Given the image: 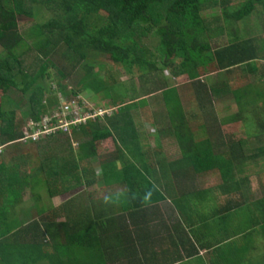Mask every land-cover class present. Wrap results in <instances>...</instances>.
<instances>
[{
	"label": "trees",
	"instance_id": "1",
	"mask_svg": "<svg viewBox=\"0 0 264 264\" xmlns=\"http://www.w3.org/2000/svg\"><path fill=\"white\" fill-rule=\"evenodd\" d=\"M216 1L0 0V146L14 144L18 151H28L18 158L27 160L30 166L29 173L20 175L17 162L7 165L0 158V264H117L119 259L140 252L158 253L155 248L162 244L158 242L162 236L157 239L148 227L166 196L171 197L183 224L184 256L179 258L184 262H190L193 255L198 264H220L225 258L240 261L253 249L257 251L251 255L252 263L264 261V244L256 245V235L264 238V195L257 198L250 177L239 173L244 163L264 156V88L258 81L233 86L227 75L230 71L224 78L213 73L237 65L241 72L251 71L253 76L259 70V61L264 60V38L259 37L264 33L259 20L264 0H245L236 6L230 0H221L222 16L204 18V5ZM39 6L51 17L31 29L36 35L29 44L18 18H38ZM102 12L106 19L100 26L90 21V16ZM149 37L151 45L145 42ZM221 38L227 40L222 46L218 45ZM61 44L76 53L80 63L95 50L142 77L160 68L169 69L174 77L187 75L189 80L181 85L168 79L159 88L169 128L161 129L160 116H149L158 137L164 131L172 134L181 152V160L174 162L169 172L162 158H156L153 148L146 144V126L137 127L146 115L141 111L144 105H137L138 98L127 103L118 94V102L107 103L115 107L111 111L76 123L72 122L74 115L68 114L69 129L59 128L37 141L25 139L31 128L26 127L23 113L18 115L27 103L25 94L37 77L49 75L48 65L43 64L45 60L53 64L49 55ZM20 46L25 48L19 50ZM33 58L35 63L26 70V63ZM62 59L71 58L63 54ZM80 67L84 70L81 75L59 83L55 91L68 99L86 89L110 98L107 89L111 84L94 66L83 63ZM57 72L67 81L72 76L63 68L57 67ZM203 74L217 79L201 80ZM254 77L264 81V69ZM117 82L114 79L112 85ZM135 86L131 83L133 93ZM32 88L29 113L40 127L45 117L56 113L60 101L55 91L48 92L38 84ZM226 97L233 101L216 109L215 101ZM105 107L100 108L107 110ZM58 116L51 120V127L63 118L61 112ZM251 117H257L256 121L247 122H254L257 131L250 132L248 138L235 139L231 129L236 130L240 121ZM107 138H112L116 147L110 155H105L101 147ZM28 143L33 146L28 147ZM124 147L131 149L134 158L125 155ZM97 156H101V176L85 177L82 160ZM214 170L219 172L218 183L198 189L196 175ZM93 185L97 186L90 190ZM26 187L38 201L42 188L51 197L72 196L63 203L37 207L42 217L22 224L13 208L20 203ZM82 187L89 189L83 196L88 202L85 208L77 202L82 195H73ZM101 191L104 194L99 196ZM212 191H220L224 199L218 201V194L214 196ZM237 235L239 239L233 241ZM192 236L199 245L190 242ZM224 243L227 246L221 247ZM45 245L51 248L44 249ZM149 245H154V250L148 252ZM201 250H214L216 261L209 255L202 256Z\"/></svg>",
	"mask_w": 264,
	"mask_h": 264
},
{
	"label": "rangeland",
	"instance_id": "2",
	"mask_svg": "<svg viewBox=\"0 0 264 264\" xmlns=\"http://www.w3.org/2000/svg\"><path fill=\"white\" fill-rule=\"evenodd\" d=\"M242 1H245V0H230V4L232 6H236V5H239ZM35 5L36 6H34V7L38 8L37 4H35ZM221 8H222L221 0H217L215 3L209 2L208 4L206 3L204 5V9L201 12V14L206 19H216L220 15L222 16ZM39 9H41V14L36 19L31 18V17H26V16H19V18H18L19 28L24 33L25 40L29 44L34 40V37L36 35L33 33V31L31 29L32 28L34 29L35 27H37L39 25L40 22H45L51 17L50 12L46 8L39 6ZM105 15H106L105 12H102L101 14L99 13L97 15H94L93 17L90 16L89 19H90V21L95 22V24L97 26H100L104 22V20L106 19ZM259 20L264 24V12L261 13ZM254 21H256L255 18H254ZM36 29H38V28H36ZM229 29L231 32H235L231 26L229 27ZM240 32L243 33L244 31L240 30ZM259 37L264 38V33H261L259 35ZM145 42H146V44L151 45V43H152L151 38L150 37L145 38ZM226 42H227L226 39L221 38L218 41V43H219L218 45L222 46ZM22 48H25V46L24 47L20 46L19 50H23ZM1 52H2V49L0 46V54H1ZM63 54H69L71 59H69L68 61H64L62 59ZM49 57H50V60L53 64H51L50 61L45 60V59H44L45 62L43 64V66L48 65L47 72L49 73V75H47V77H45L43 79L40 77H37V80L35 82H33L35 84L32 85L33 84L32 83L30 85L31 87L29 88V91L25 94V97L27 98L25 100L27 103H26V105H24L22 107V109H20V111L18 113V115L21 112L23 113V116H24L23 121H24V123H26V127H31L32 129H36V127H37V125H35L36 123L32 120L31 115L29 113L31 108H30L28 97H29L31 90L33 89L32 87H34L35 85L38 84V85L42 86L44 89H46L48 92L50 90H51V92L58 90L59 83H61V82L67 83L70 81L69 79H73L75 77L73 75H78V74L81 75L84 72L83 68L80 67L83 63L91 64L92 66H94V70L98 72V75L101 78H104V80L108 84H111V85H109L110 86L109 90L107 89L108 92H111V97L105 99L104 93H102V95L101 94L94 95L93 92H89L90 90L86 89V90L80 92V94H79L80 100L81 101L85 100V103H88V101H91V103L89 102L90 108L93 106H100V107L107 106V107H105V108H107V111H111L115 107L110 106L108 104L110 101L113 103L118 102V94L127 103H134L133 102L134 100L132 101V99L138 98V99H136L137 100L136 102L139 101V103L137 105L138 106L144 105L141 108V111H142V113H145L146 115L140 120L137 127H142V125L146 126L145 128L148 131V133H147L148 138L146 139L147 141H145V142H147L146 144L150 145L153 148L152 151L155 152L156 158H162L163 162L166 164L165 167H167L168 172L170 169H172L175 166L174 162H176V161L179 162L181 160L182 155H181V152L179 150L176 139L173 136H171L172 134H168L165 131L162 133V137H158L157 131L156 132L154 131L153 126H152V121L149 119V116H151V115L153 116V114L155 113L157 116H160L158 119L160 120V123H162L161 129L164 128L166 130L169 128V119H168V116L164 115L166 113V108L163 105L162 91H159V88L163 86L164 80L166 81L168 79L170 81L169 83H172L175 85H178V84L181 85L182 83L189 80L187 75L174 77L171 75L169 69L164 68L162 70V68H160L156 72L142 77L138 74L137 71L134 73H129L128 70L125 69V67H123L122 65L112 61L109 58V56H107L106 54H103L99 51H95V50L89 51L87 57L85 59H83L80 63L79 56H77L76 53H73L72 51H70L69 48L64 47L63 44H61L56 49H54V51L51 52ZM75 62H78L80 64H76ZM34 63H35L34 58L31 59L30 61H28L26 63V70H30L32 67V64H34ZM259 63H260V68H259V70H257L256 73L254 72L255 75L260 74L261 71L264 69L263 68L264 60H260ZM41 64H42V61L39 63V66L36 67V72L41 68ZM49 65H50V68H49ZM77 65L78 66L80 65V66L74 71V69ZM161 65H162V62L159 63V66H161ZM55 66L59 67L60 69L63 68L64 71H66V73H68V75L72 74V76L68 78V81H67V79H65V78L63 79L62 77H60V75L57 72V67H55ZM207 69H210V68L205 67V70H207ZM214 71H215V72H213L214 75H220L221 78L222 77L224 78L226 76V74L230 71V73H228L227 75H228V78H229V80L233 86L242 87V86H245L248 82L258 81L259 86L261 88H264V81L259 80L258 78L254 77L255 75L253 76L251 71H248L246 73H243V71L241 72V70H239V65L234 66V67L232 66V67H229L226 69H216ZM24 75H26V74H23L22 77ZM214 75L213 76L208 75L207 77H205L203 74L200 77V79L205 80L207 78H210L209 82H212L214 80L216 81L217 77ZM26 77H27V75H26ZM113 78L116 81H118L117 82L118 84L112 85V84H114ZM131 83H134L136 85L135 86L136 90H134V92H136V93H133L132 90L130 89ZM69 87H71V85ZM55 94L59 97V92L57 93L55 91ZM0 99H1V92H0ZM58 99H59V101H61L60 104L68 102L67 97L60 96V98H58ZM232 101L233 100L230 97H226L224 100H220V102L215 101L214 106L216 109H222L225 106L229 105ZM76 103H78V102H76ZM125 105H127V104L125 103ZM57 107H58V105L56 104V105H54L53 109H56ZM61 109H62L61 107L56 109L53 112V113H55V112L56 113L52 114V117H51V115L45 117L44 118L45 122H42V123H48V122L50 123L52 119L59 118L58 115H59V112ZM82 109H84V107L79 105V106H77V108L75 110V113L79 119H80V117H79L80 115L85 114ZM53 115H55V117ZM255 118H257V117H251L249 119H243L242 121H240L236 130L231 129V131L233 132V137L235 139L246 138V137L248 138L251 136L250 134H252L250 132L255 133L257 131V127L255 126L254 122L253 123L247 122V121H251V120L256 121ZM234 125H236V124H234ZM25 131H27V130H25ZM71 135L74 136L75 134L72 133ZM74 140L77 141L76 138H74ZM77 144H78L77 142L73 143V145H74L73 147H75L76 151H78ZM27 145H28V147H32L33 143H31V144L28 143ZM101 147H102V149H104L105 155H107V154L110 155L111 153H114L116 150V147H115V144H114L112 138H107V139L103 140L101 142ZM157 150H159V151H157ZM123 151H124L125 155L126 154L129 155L131 159L134 158V156H132V152H131V149L129 147L128 148L124 147ZM22 154H28V151L22 152V149H20V151H18V146L16 149L14 144H7L6 143V145L3 144L0 146V158H4L7 165H8V163H12L13 161L17 162L20 175H23L24 173H29V171H30V169H29L30 166H29L28 161L27 160L20 161L19 159H21V158H18V156H20ZM100 160H101V156H97L96 158L91 159V160H88L87 158L82 160V170H83V174L85 177L91 179V178H95L97 176H101V171H100V167H99ZM241 170L242 171L239 172L240 174L248 175L250 177V179H249L250 187H251V189H253L254 195L256 197L262 196L264 194V156L258 157L257 159L255 158L251 161H248L247 163H244ZM197 177H198V181L195 180L197 186L209 187V186H212V185H215L218 183L219 172L217 170H214V171L207 172L204 175H199V176L196 175V179H197ZM95 186H97V185H95ZM95 186L93 185L89 189L90 190L95 189ZM89 189L86 187H82L78 191H75L76 193L73 192V195H77V194L82 195V197L80 199L84 203L79 199L77 201L78 205L82 208H85L88 205V202L85 201L83 196H85V193H88ZM217 193L219 195L217 200L221 202L224 199L225 195L220 194V192H217ZM39 194L41 196H40V200L38 201L37 199H35L33 197V193L31 192L30 187H26L25 190L21 192L22 199L20 197V203L13 208L15 211V215H16V217L20 223L25 224V223L31 222L30 220H32V219L42 217L38 213L37 207L45 205V203H47V204L53 203V205H56L60 202L63 203V202H65L66 199H68L69 197L72 196V195L68 194V195H63V196L51 197L48 193V190H46L45 188H42L39 191ZM103 194H104V191H101L98 193L99 196H102ZM163 204L168 205V202L166 201V202L160 204V206ZM100 207H101V205L99 204L98 208H100ZM60 221H63V220H60ZM192 239L196 240V238L194 236H192ZM260 242H264V240L262 238H260ZM50 248H51L50 245L44 246V249H50ZM260 250L261 249H258V251H260ZM201 255H206V254H205V252H203V254H201Z\"/></svg>",
	"mask_w": 264,
	"mask_h": 264
},
{
	"label": "crops",
	"instance_id": "3",
	"mask_svg": "<svg viewBox=\"0 0 264 264\" xmlns=\"http://www.w3.org/2000/svg\"><path fill=\"white\" fill-rule=\"evenodd\" d=\"M195 180L198 181V177ZM210 187H213V186H209V187L200 186L198 189L202 190V189H207ZM211 194L212 195L214 194V196H216L218 193L216 191ZM166 201L168 202V205L163 204L160 206V204ZM155 211L156 212L151 218L148 229L151 232L150 234L156 237L157 239L159 238V236H162V238L158 240V242L162 244L161 245L159 244V246H156L157 249L155 248L154 245H149L151 249L148 250V252L151 251L152 249L154 250L155 248L156 252L158 253H154L155 252L154 251L152 253H148V255L147 254L145 255L144 253L140 252L135 257L127 256V258L125 259H122V258L119 259L117 264H198L196 261H193L195 257L194 255L191 258H189L190 262L186 260L184 262L183 259L179 258V256L181 255L184 256V238H183L184 231H183V224L182 222H180V219H179L180 214L178 212V209L175 207V205H173L171 197L166 196V198L159 203L158 208ZM219 235H217V237ZM238 237L239 236L237 235L233 237L232 240L236 241L239 239ZM214 238L215 237H212L213 241H214ZM260 238H262L261 235H256V245L258 247L264 244V242H260ZM190 239H191L190 241L191 243L199 245L198 243H196L197 240H193L191 237ZM262 239L264 240V238ZM185 240L188 241V239H185ZM228 243L230 242H227V244ZM215 245L217 246L216 243ZM220 246L226 247L227 245L224 243V244H221ZM201 251H200V254H203V252H205L206 254L202 256L209 255L213 262L216 261L214 250L210 251V253H206V250H201ZM256 251L257 250H254V249L251 250L249 254H246V256H244V258L241 259L240 261H237L235 258H233V260L235 261L234 262L233 260L229 261L228 259L225 258L220 261V264H253L251 261L253 260L251 258L252 257L251 255L255 254ZM263 258H264V254H263ZM205 260L209 261L208 257L205 258ZM254 264H264V261L261 260V261H258V263H254Z\"/></svg>",
	"mask_w": 264,
	"mask_h": 264
},
{
	"label": "clouds",
	"instance_id": "4",
	"mask_svg": "<svg viewBox=\"0 0 264 264\" xmlns=\"http://www.w3.org/2000/svg\"><path fill=\"white\" fill-rule=\"evenodd\" d=\"M60 96H62V95H60V93H59V98H60ZM62 97H65V96H62ZM78 99V100H77ZM67 100H68V102H65V103H62V104H60L59 105V107H61L62 109H61V114H66V116L68 115V114H73L74 115V118L73 119H79L78 117H77V115H76V113H75V110H76V108H77V106H79V105H81V106H83L84 107V109H82L83 111H84V115H80L79 117H80V119L77 121V122H81V121H85V119H88V118H90V117H92V118H94V117H96V116H98V115H102L105 111H107V110H105V109H103V108H100L99 106H93V107H89V102L91 103V101H88V103H85V100H80V98H79V95L78 96H74V97H72V98H70V99H68L67 98ZM77 100V101H76ZM61 102V101H60ZM76 102H78V103H76ZM66 106H68L69 107V109H67L66 110ZM72 106V107H71ZM97 107V108H96ZM61 119H63V120H65L64 122H68V120H66V119H64V117L63 118H61ZM59 122H60V120H59ZM69 123V122H68ZM50 124V126H51V122L49 123ZM60 125V123H58V125H56V126H54V127H56L57 129H59L58 128V126ZM54 127H52V128H54ZM31 128V127H30ZM40 128L41 129H43V127H42V125H40ZM56 129V130H57ZM67 129H69V125H68V128ZM60 130H65V129H63V128H60ZM55 131V130H54ZM31 132H32V128H31ZM53 131L51 130L50 132H48V133H45V134H43V135H40L39 136V138H43V139H45V138H47V136L50 134V133H52ZM27 133H29V132H26V134ZM38 138V139H39ZM25 139H30V140H33V139H31V138H29V137H27V135H26V138ZM37 139V140H38ZM37 140H33V141H37ZM6 145V144H5Z\"/></svg>",
	"mask_w": 264,
	"mask_h": 264
},
{
	"label": "built area",
	"instance_id": "5",
	"mask_svg": "<svg viewBox=\"0 0 264 264\" xmlns=\"http://www.w3.org/2000/svg\"><path fill=\"white\" fill-rule=\"evenodd\" d=\"M65 108H66V110L69 109L68 106H66ZM62 116L64 117V119L68 120L67 118H65L66 117V114L65 113L62 114ZM78 120L79 119H77V118L76 119H72V122L73 123H76ZM64 121L65 120H63V119L60 120V125L58 126V128H63V129H67L68 128L69 123L68 122H64ZM42 127H43V129H41L39 127V125H37L36 129H32V132L27 133V137H29V138H31L33 140H37L40 135H43L45 133H48L51 130L54 131V130L57 129L56 127L52 128L50 126L49 122L48 123H42Z\"/></svg>",
	"mask_w": 264,
	"mask_h": 264
}]
</instances>
